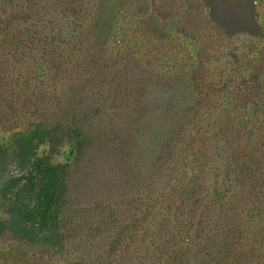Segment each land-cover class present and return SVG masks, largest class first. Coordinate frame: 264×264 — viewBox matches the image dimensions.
Returning a JSON list of instances; mask_svg holds the SVG:
<instances>
[{"label": "rangeland", "instance_id": "1", "mask_svg": "<svg viewBox=\"0 0 264 264\" xmlns=\"http://www.w3.org/2000/svg\"><path fill=\"white\" fill-rule=\"evenodd\" d=\"M5 1L0 0L1 18L15 15L19 21L0 35V144L10 145L27 128L55 116L82 127L87 147L72 163L67 180V216L88 220L95 233L110 212L119 220H142L149 194L161 213L175 186L171 171L182 166L179 161L166 163L162 155L171 138L165 130L170 131L185 107L196 111L182 123L188 138L211 139L208 182L222 172L225 160L218 155L220 143L213 133L234 116L232 107L239 103L248 66L256 70L261 60L264 64V0H257L256 7L261 28L231 38L214 27L208 10L234 9L243 16L255 0H34V9L26 0H12L10 6ZM95 1L103 18L96 30L113 29L108 38L88 33ZM26 17H31L27 24L22 21ZM19 44L26 49L23 56ZM261 82L264 88V75ZM24 91L29 104L22 98ZM260 99L264 104V93ZM215 124L219 126L213 129ZM104 230L69 239L68 229L62 233L64 249L19 244L12 235H0V264H95L113 239ZM254 235L264 240V220L259 232L246 236L256 239ZM143 241L140 231V258L148 253ZM254 248L258 264L262 248Z\"/></svg>", "mask_w": 264, "mask_h": 264}, {"label": "trees", "instance_id": "2", "mask_svg": "<svg viewBox=\"0 0 264 264\" xmlns=\"http://www.w3.org/2000/svg\"><path fill=\"white\" fill-rule=\"evenodd\" d=\"M11 1H5V5H13ZM24 2L29 9L36 7L34 0ZM18 7L15 6V11ZM93 7L95 12L88 33L94 38L101 34L110 37L113 29L109 32L108 26L102 31L96 30L103 18L97 1ZM256 7L257 0L243 16L238 10L222 13L209 7L208 17L226 38L253 35L255 27L261 28ZM2 15H6L5 12ZM4 17L3 20L0 16V35L19 21L15 15ZM28 19L31 17L22 18L23 23L27 24ZM31 38L36 40L34 36ZM260 39L263 44L264 36ZM20 44L17 51L22 50L23 56L26 49L20 48ZM258 61L260 59L255 60ZM262 61L256 70L252 68L257 67H250L253 64L248 66L249 75L243 78L239 103L232 107L234 116L226 119L219 133H213V139L220 143L216 148L220 151L218 155L225 160L224 169L214 174L213 180L208 182L205 176L210 163L207 164L211 139L205 135V142H196L188 138V129L182 127L183 120L194 114L195 108H183L179 111L182 117L176 115L172 126L168 125L170 131L165 130V134L171 132V138L162 147V155L166 163L179 161L182 166L171 171L175 178L170 176V182H175V186L170 187L168 205L162 214L158 212L157 200L149 194L142 220L136 216L119 220L110 212L101 218L95 233L88 220L80 218L78 221L67 216V180L72 163L82 158L87 143L82 127L59 122L57 116L27 128L10 145L0 144V235H12L19 244H52L64 249L62 233L68 229L69 239H76L86 231L99 235L105 229L112 232L113 239L95 264H254V256L258 255H255L254 245L260 244L262 255L256 259L262 264L264 240L259 241L256 235V239L246 236L259 232L264 220ZM3 81L0 71V84ZM22 98L25 104L31 103L26 91ZM23 107L27 109L28 105ZM212 110L216 111L217 106ZM13 113L14 117L19 114ZM42 149H45L44 154H40ZM140 231L144 232L143 243L148 248L144 258H140L136 250ZM74 264L89 263L82 260Z\"/></svg>", "mask_w": 264, "mask_h": 264}]
</instances>
